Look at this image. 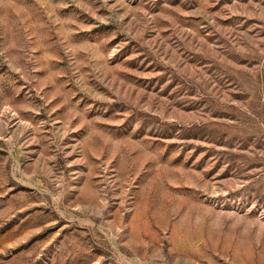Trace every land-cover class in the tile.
Here are the masks:
<instances>
[{
    "label": "rangeland",
    "instance_id": "1",
    "mask_svg": "<svg viewBox=\"0 0 264 264\" xmlns=\"http://www.w3.org/2000/svg\"><path fill=\"white\" fill-rule=\"evenodd\" d=\"M0 264H264V0H0Z\"/></svg>",
    "mask_w": 264,
    "mask_h": 264
}]
</instances>
